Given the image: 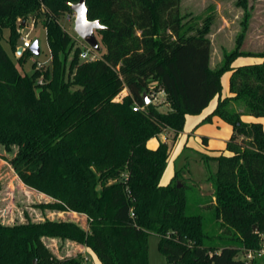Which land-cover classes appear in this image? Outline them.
I'll list each match as a JSON object with an SVG mask.
<instances>
[{"label": "trees", "instance_id": "obj_1", "mask_svg": "<svg viewBox=\"0 0 264 264\" xmlns=\"http://www.w3.org/2000/svg\"><path fill=\"white\" fill-rule=\"evenodd\" d=\"M77 1L0 0L2 158L26 185L53 199L39 207L87 217V226L48 216L0 219V264H84L81 250L58 256L46 238L89 247L102 264H150L151 234L159 236L162 264H258L239 253L260 248L264 235V127L242 117H264V51L235 49L213 68L210 38L182 31L181 0H86L89 19L106 26L98 31L106 49L84 60L76 46L69 61L75 42L59 19ZM29 15L43 17L52 58L43 69L34 64L32 74L3 45L9 29L16 46L17 19ZM241 56L263 60L234 66ZM229 71L233 95L220 97L206 119L219 116L232 126L228 153L200 154L218 164L208 177L212 196L197 200L213 212L210 223L189 212L188 185L175 183L178 170L161 184L169 145L151 149L148 141L167 129L179 134L187 114L201 113L221 95ZM152 89L165 92L168 111L146 103Z\"/></svg>", "mask_w": 264, "mask_h": 264}, {"label": "rangeland", "instance_id": "obj_2", "mask_svg": "<svg viewBox=\"0 0 264 264\" xmlns=\"http://www.w3.org/2000/svg\"><path fill=\"white\" fill-rule=\"evenodd\" d=\"M180 13L183 16V33L196 34L198 31H201L210 38L212 44L211 64L213 68L220 66L225 59V55L235 49L242 52L255 53L264 51V0H181ZM75 17L76 15L73 11V13H67L59 19L60 23L69 32L75 42V46L69 54V61L74 55L76 46L81 47L82 53L86 45V42L75 31ZM42 19L43 17L37 15H29L25 18L20 17L17 19V33L21 37L15 47H11L8 42L9 29L4 30L3 45L23 73H33L34 64H36L37 68V63H34V60L45 63L44 67L51 65V52L47 40L46 28L43 25ZM26 35H29L32 43L37 40L39 41L41 53L39 55L27 53L24 61L20 63L18 58L22 53H18V48L23 45L22 37ZM96 35L99 39L101 50H96L95 54L99 58L106 48L98 31ZM80 58L82 59L81 54ZM153 85L154 83H152ZM156 92H158L157 103L160 110L163 112L168 111L169 105L167 106L166 94L161 91ZM126 93L127 90H123L116 97V100L121 101L122 96L126 95ZM187 153L189 155L187 156L188 159L185 157ZM2 157L3 155L0 153V219L4 223L12 224L15 221H25L27 220V216L32 220H40L48 216L50 218L74 219L87 226V217L85 215L55 209L44 210L39 207L38 205L49 203L53 199L45 193L26 185L20 179L12 165ZM206 162L209 163L208 160L203 159L196 152L185 151L175 161L176 170L179 171L175 183H181L182 185L186 183L188 185L189 212L193 214H205L207 220L210 222L209 219L213 212L197 205L199 195L197 182L206 179L207 185H210L208 177L211 173H214L210 167L205 166ZM172 169L173 166H169L167 169L163 178L165 181H167V175ZM215 227L214 229H216L217 233H220L218 227ZM211 228H213V225H208V229ZM228 237L232 238L233 234L229 233L225 238L228 239ZM261 238L260 248L246 250L244 247H241L239 257L243 259L255 258L258 264H264L262 259L264 256L263 234H261ZM228 241L231 240L228 239ZM46 243L53 253L58 256L65 254L76 255L81 250L84 264H95V259L98 264H101L98 258L89 252L92 249L89 247L86 249L84 245L75 244L70 240L64 241L60 238H46ZM158 243L159 236L157 234H151L149 237L150 264H162L167 260L166 256L159 250ZM249 254L252 255V258H248Z\"/></svg>", "mask_w": 264, "mask_h": 264}, {"label": "crops", "instance_id": "obj_3", "mask_svg": "<svg viewBox=\"0 0 264 264\" xmlns=\"http://www.w3.org/2000/svg\"><path fill=\"white\" fill-rule=\"evenodd\" d=\"M262 60V58L254 56H241L235 60L233 65L239 66L242 64L261 62ZM230 76V71L223 74V89L221 95L215 96L201 113L187 114L184 129L179 134H176L171 129H167L164 132L160 133L158 136L153 137L148 141V147L151 149L158 148L160 142H165L169 145V159L167 168L161 179L162 185H167L172 181L176 172L175 161L178 160V158L181 157L185 151H194L197 155L205 154L209 156H218L222 152L228 153L226 147L227 141L233 133L232 126L219 116H213L210 121L206 119L217 107L220 97L225 98L233 95L230 92ZM125 90H127L126 94H128V89ZM168 105L169 104L167 103V106ZM242 118L246 122L260 121L262 122L264 127V117L256 118L252 115H243ZM187 156H189L188 153L185 156L188 159ZM169 166H173V169L167 175V181H165L163 178ZM205 166L210 167L213 172H216L218 168V164L214 160L209 161V163L206 162ZM197 184L199 191L198 194L201 197L212 196L214 190L211 183L210 185H207V180L205 179L200 180L199 182H197ZM89 252H91L93 255H95L96 258H98L97 254L93 250ZM98 260L100 261L99 258ZM94 262L95 264H98L96 259Z\"/></svg>", "mask_w": 264, "mask_h": 264}, {"label": "water", "instance_id": "obj_4", "mask_svg": "<svg viewBox=\"0 0 264 264\" xmlns=\"http://www.w3.org/2000/svg\"><path fill=\"white\" fill-rule=\"evenodd\" d=\"M72 10L75 12V31L77 34L91 47L95 50L100 51V42L97 38L96 32L106 29V26L101 23L100 20H91L88 17V7L86 0H80L78 3L71 5ZM31 52L35 55L41 53L39 46V41H35L30 48ZM24 49L22 46L18 48V53H23ZM147 96V94H145ZM151 100L149 97H146V103H150ZM178 186L181 187L182 184L178 183ZM255 228H257L255 226Z\"/></svg>", "mask_w": 264, "mask_h": 264}, {"label": "built area", "instance_id": "obj_5", "mask_svg": "<svg viewBox=\"0 0 264 264\" xmlns=\"http://www.w3.org/2000/svg\"><path fill=\"white\" fill-rule=\"evenodd\" d=\"M22 41H23L22 47L24 50L30 49L31 46L33 45L32 41L29 39V35L23 36ZM95 51L96 50L93 47H91L88 43H86L85 50H84V52L81 53L82 59H84V60H95V59H97ZM34 63H37V69L44 68L45 63H41V62H38L36 60H34ZM39 83L40 84L43 83V78L39 79ZM161 92H164V91H161ZM157 94H158V92H156L155 90H151L149 93L150 100L155 104H158L157 103V101H158ZM143 108L144 107H136V109H143ZM263 253H264V250H263ZM248 258H252V255L249 254Z\"/></svg>", "mask_w": 264, "mask_h": 264}]
</instances>
